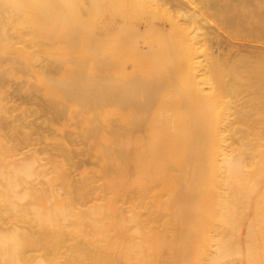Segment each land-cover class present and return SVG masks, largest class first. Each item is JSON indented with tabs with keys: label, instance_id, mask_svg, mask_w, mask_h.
Here are the masks:
<instances>
[{
	"label": "bare ground",
	"instance_id": "obj_1",
	"mask_svg": "<svg viewBox=\"0 0 264 264\" xmlns=\"http://www.w3.org/2000/svg\"><path fill=\"white\" fill-rule=\"evenodd\" d=\"M176 1L0 0V264H264V69Z\"/></svg>",
	"mask_w": 264,
	"mask_h": 264
},
{
	"label": "rangeland",
	"instance_id": "obj_2",
	"mask_svg": "<svg viewBox=\"0 0 264 264\" xmlns=\"http://www.w3.org/2000/svg\"><path fill=\"white\" fill-rule=\"evenodd\" d=\"M184 2L180 3L177 0L176 5L185 7L187 4L185 9L192 13L190 28L198 46L196 54L198 60L203 59L204 62L205 59V62L209 60L210 63L218 60V63L225 67L228 65L227 61L230 63L228 59H231L240 68L242 65L246 68L253 66L258 71H263L264 67L261 66L264 65V59L257 60L255 64L251 59L241 61L240 56L264 54V0H184ZM140 43L142 44V41ZM224 57H228L227 60ZM224 59L226 65L223 64ZM20 100L31 101V98L15 97L16 102ZM90 161L88 160L89 164L92 163Z\"/></svg>",
	"mask_w": 264,
	"mask_h": 264
}]
</instances>
